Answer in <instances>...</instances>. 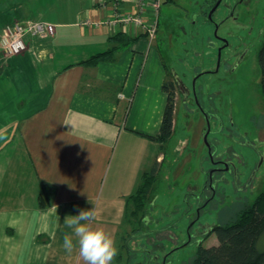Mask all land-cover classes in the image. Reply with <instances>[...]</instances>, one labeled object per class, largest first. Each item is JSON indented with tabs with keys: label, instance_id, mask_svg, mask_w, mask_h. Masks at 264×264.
<instances>
[{
	"label": "crops",
	"instance_id": "obj_1",
	"mask_svg": "<svg viewBox=\"0 0 264 264\" xmlns=\"http://www.w3.org/2000/svg\"><path fill=\"white\" fill-rule=\"evenodd\" d=\"M112 12V0H0V50L8 24L56 25L52 36L26 39L21 54L0 51V264H84L78 246L62 247L72 233L64 221L89 208L91 226L118 249L112 264H125L122 247L130 256L129 197L163 162L152 137L167 103L163 83L173 77L157 37L104 23ZM120 32L129 44L110 40ZM112 48L107 59L86 62ZM43 190L52 192L45 207Z\"/></svg>",
	"mask_w": 264,
	"mask_h": 264
},
{
	"label": "rangeland",
	"instance_id": "obj_2",
	"mask_svg": "<svg viewBox=\"0 0 264 264\" xmlns=\"http://www.w3.org/2000/svg\"><path fill=\"white\" fill-rule=\"evenodd\" d=\"M211 3H161L156 37L177 83L174 133L149 199L126 233L125 264L128 257L138 264H190L200 244L218 243L210 229L232 221L264 190L258 57L264 0L245 1L232 16L225 4L234 1L222 0L209 19Z\"/></svg>",
	"mask_w": 264,
	"mask_h": 264
},
{
	"label": "trees",
	"instance_id": "obj_3",
	"mask_svg": "<svg viewBox=\"0 0 264 264\" xmlns=\"http://www.w3.org/2000/svg\"><path fill=\"white\" fill-rule=\"evenodd\" d=\"M110 40L122 45H127L131 42V39L121 32ZM113 49H108L106 52L95 55L86 62L96 64L102 59H107ZM258 57L262 70L261 85L264 91V42L259 50ZM163 89L167 92V103L160 132L152 138L164 148L165 143L174 133L175 81H165ZM158 169L159 163L156 161L152 168L144 174L136 192L129 197L134 206L133 211L129 214L136 216L138 211L144 209L154 188ZM51 196V191L43 190L39 196L40 206L45 207L49 203ZM211 234L216 235L218 243L208 247L200 244L190 264H264V249L259 247V241L264 234V190L258 194L252 203L246 204L239 210L232 221L212 227L209 231V235Z\"/></svg>",
	"mask_w": 264,
	"mask_h": 264
},
{
	"label": "built area",
	"instance_id": "obj_4",
	"mask_svg": "<svg viewBox=\"0 0 264 264\" xmlns=\"http://www.w3.org/2000/svg\"><path fill=\"white\" fill-rule=\"evenodd\" d=\"M122 0H112L113 12L104 23L114 26L134 25L143 29L150 39L157 35L162 0H134L135 10L121 7ZM4 41L0 50L3 56L23 53L28 38L52 36L56 25L43 20H22L8 24L3 30Z\"/></svg>",
	"mask_w": 264,
	"mask_h": 264
},
{
	"label": "clouds",
	"instance_id": "obj_5",
	"mask_svg": "<svg viewBox=\"0 0 264 264\" xmlns=\"http://www.w3.org/2000/svg\"><path fill=\"white\" fill-rule=\"evenodd\" d=\"M94 215L93 208H89L70 215V218L66 217L64 222L72 229V233L63 236L62 247L72 253L78 246L84 264H112L118 249L113 238L103 228L91 226ZM73 236L76 237L75 241Z\"/></svg>",
	"mask_w": 264,
	"mask_h": 264
},
{
	"label": "flooded vegetation",
	"instance_id": "obj_6",
	"mask_svg": "<svg viewBox=\"0 0 264 264\" xmlns=\"http://www.w3.org/2000/svg\"><path fill=\"white\" fill-rule=\"evenodd\" d=\"M233 1H234V3H232V5H230L228 3L225 4V7L228 10L229 16L234 15V13H235V11H236V9L238 8L239 5L243 4L245 1L248 2L249 0H233ZM218 2H219V4L217 5ZM221 3H222V0H212V3H211L212 6L210 7V9L212 10V9H214V7H216V8L211 13V17L214 14V12L216 11V9L221 5ZM211 10H210V12H211ZM208 17H209V15H208ZM221 49H222V47H220L219 52L221 51ZM175 85H176V94H177V83L176 82H175ZM135 264H138V263L136 262Z\"/></svg>",
	"mask_w": 264,
	"mask_h": 264
},
{
	"label": "water",
	"instance_id": "obj_7",
	"mask_svg": "<svg viewBox=\"0 0 264 264\" xmlns=\"http://www.w3.org/2000/svg\"><path fill=\"white\" fill-rule=\"evenodd\" d=\"M218 4H219V2L217 3V5H218ZM217 5H216V6H217ZM215 8H216V7H214V9H215ZM214 9H212L211 12H210V14H209V18H210V19L212 18V17H211V13L213 12Z\"/></svg>",
	"mask_w": 264,
	"mask_h": 264
}]
</instances>
